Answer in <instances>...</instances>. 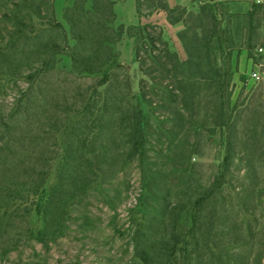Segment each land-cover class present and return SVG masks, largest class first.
<instances>
[{"label": "rangeland", "instance_id": "rangeland-1", "mask_svg": "<svg viewBox=\"0 0 264 264\" xmlns=\"http://www.w3.org/2000/svg\"><path fill=\"white\" fill-rule=\"evenodd\" d=\"M83 2L0 0V264H140L133 237L143 234L150 264H166L171 236L184 234L189 199L208 187L228 151L205 81L195 73L184 82V107L164 88L174 93L180 75L192 73L183 65L182 32L189 46L193 34L200 49L208 41L221 76L231 71L224 92L235 106L229 164L202 210L212 214L209 240L220 254L213 264H264V81L238 73L242 53L264 65V11L247 18L228 14L223 1L163 0L173 9L169 16L180 19L173 25L157 9L159 0H138L139 23L124 26L129 38L119 36L106 0H96L94 11L93 0ZM21 4L37 7L40 16L21 19ZM203 5H215L218 38L207 39L212 22L197 19ZM99 18L112 23L101 29ZM146 26L181 68L150 61ZM101 41H110L121 67L98 86L103 77L74 69L72 59L82 62L79 69L104 61ZM136 47L147 78L135 62ZM141 79L150 107H135ZM137 109L145 120L142 162L127 143Z\"/></svg>", "mask_w": 264, "mask_h": 264}, {"label": "trees", "instance_id": "trees-1", "mask_svg": "<svg viewBox=\"0 0 264 264\" xmlns=\"http://www.w3.org/2000/svg\"><path fill=\"white\" fill-rule=\"evenodd\" d=\"M95 1L93 0V11L96 7ZM109 7H110V17L113 21V18L115 16L113 11V2L111 0H106ZM216 1H223L226 5H228L227 0H212V2ZM88 0H84L83 7L86 5ZM138 0L136 1L137 5ZM20 5V4H19ZM17 5V7H21L22 9H25V15L24 18L29 22L32 21L34 17L40 16V10L31 5L30 7H27L29 5L21 4V6ZM35 7V8H34ZM137 7V6H136ZM34 8V9H33ZM21 9V10H22ZM157 9L160 11H163L166 14L167 22L169 24H177L180 22V19H172L169 15L172 14L173 9H170V7L163 2V0H159V4L157 5ZM257 9H261L260 5L253 4L250 11H248L243 15L247 18H252L254 15V12ZM201 15L198 16V20L201 21L202 19H209L212 22L213 30L211 31V34L207 39L211 38H218L217 36V22L215 18V5H203L200 8ZM229 11V10H228ZM231 15H238L229 13ZM52 13V11L49 9V13ZM205 12H208V15L205 16ZM50 13V14H51ZM184 13V11H183ZM203 15V16H202ZM52 16V14H51ZM101 21L99 23L100 28H105L109 25H111L112 21H106L104 19L99 18ZM14 20H16V23L18 24H24V21L18 19L16 15H14ZM200 24L198 27H201ZM148 27H143L141 29V32H145L147 35V39L149 41L150 45V53L149 59L152 61L153 64H156L157 66H160L161 68H164L166 70V66L164 63H162V58L166 59L172 69L177 71L180 67V63L178 62L176 56L172 54L168 48L166 43L162 42L159 35L158 37H152L147 33ZM118 34L120 35H127L129 38H134V35H132L131 32H129L128 29H125L124 26H120L118 29ZM179 39L184 43V47H186L187 52V60L183 64L185 67H187L189 71H191V75H188L186 77L185 73L180 75V78L177 80V87L174 93L168 89V86L166 85L164 88H166L167 95L169 98H179L181 102V107H184L185 100H184V82L190 83L193 80V74L198 75V79L205 81L203 90L208 92V100L211 103L212 107H215L217 110L220 111V123H217V127H220L224 130V133L226 134V144H227V153L223 159L222 165L220 166V170L218 173L214 176L213 180L210 182L208 187L204 189L200 194L195 196L194 198H190L188 201V211L186 216V221L184 225V234H179L178 236L174 235V231L176 230L175 226H172L171 228V240L172 243L170 244L169 249H165V256L166 264H202V258L203 256L207 257V262L205 264H213L214 261L220 262V254L214 253V248H216L215 243L211 242L209 240V233L211 232L213 228V220H212V214L208 213L206 215H203V208L205 207V203L209 200H211L217 191V189L223 184L224 177H225V171L224 168L227 167L229 164V149L231 147L230 142V135L231 131L235 127L234 123H232L231 114L233 111V107H230V98H227V100L224 97V92L226 90V86L228 85L229 77L231 75V71L228 67L224 70V76L220 75V69L217 68L214 64V60L212 61L211 58V51L209 50V43L208 41L203 44L202 48L200 49L198 46V40H197V34H193L190 38L192 40L193 45L189 46L185 40L187 38V33L182 32L178 35ZM157 42L160 43L162 46V49H158ZM219 42V41H218ZM97 44L106 47L107 52V59H105L102 62L92 63L88 62L84 64L79 69V66L82 64L81 61H77L75 59H72L73 68L80 70L82 73H86L88 75H101L103 77L102 81L98 86L105 85L109 80V71L116 67H121L120 63L118 62V55L114 53V50L111 47L110 41H101L97 42ZM204 49V51H203ZM158 51L162 53V57L159 55H155L154 52ZM140 52L139 49L136 47L134 48V57L135 62L138 64L139 71L142 73L143 76L146 78L149 77L148 73L143 68V60L140 58ZM182 64V63H181ZM182 65V66H183ZM205 73H204V72ZM209 74H211L209 76ZM196 77V76H195ZM148 82H153L152 79L148 78L146 79ZM144 79H141L139 83V99L140 101H137V106L135 107H141V105H147V107L151 106V101L146 98V94L144 92L145 87L147 86ZM146 81V82H147ZM177 94V95H176ZM195 96L198 97V95H191L190 98H195ZM186 97V96H185ZM135 98V96H133ZM175 100V99H174ZM173 100V102H174ZM215 102V105H213ZM132 121L129 123L130 126V133L128 134L127 143L130 145V150L132 154L138 157L139 161H143L144 152H145V139H144V128H145V120L144 117H142V111L140 109L135 110L133 113ZM187 169H192L190 167V156L187 157V164H186V171ZM226 170V169H225ZM6 209V208H4ZM136 228L139 229L140 225H136ZM145 234L141 235V237H137L135 235L134 241V252H135V258L140 262V264H150V257L148 255V247H147V236H144Z\"/></svg>", "mask_w": 264, "mask_h": 264}, {"label": "crops", "instance_id": "crops-1", "mask_svg": "<svg viewBox=\"0 0 264 264\" xmlns=\"http://www.w3.org/2000/svg\"><path fill=\"white\" fill-rule=\"evenodd\" d=\"M113 2V11L115 14V22L119 26L131 25L134 26L139 23L138 14L136 10V0H111ZM228 10L233 14H245L250 11L251 7L255 3V0H227ZM257 4L261 6L262 11H264V0ZM239 5V6H238ZM235 7V8H234ZM163 15L158 14V18L163 23ZM264 24V22H263ZM264 30V25H263ZM264 52V48L262 49ZM264 65L251 62V60L245 55H240L239 64V76L245 80L248 76V71L251 73L259 74L260 78L264 81ZM245 71V72H244ZM250 76V75H249Z\"/></svg>", "mask_w": 264, "mask_h": 264}, {"label": "built area", "instance_id": "built-area-1", "mask_svg": "<svg viewBox=\"0 0 264 264\" xmlns=\"http://www.w3.org/2000/svg\"><path fill=\"white\" fill-rule=\"evenodd\" d=\"M261 2H262L261 0H255V3H257V4H259ZM249 78L251 80H259V75L257 73L253 72V73L250 74Z\"/></svg>", "mask_w": 264, "mask_h": 264}]
</instances>
